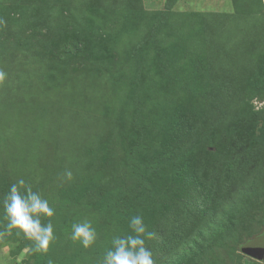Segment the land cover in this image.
<instances>
[{
	"label": "rangeland",
	"instance_id": "obj_1",
	"mask_svg": "<svg viewBox=\"0 0 264 264\" xmlns=\"http://www.w3.org/2000/svg\"><path fill=\"white\" fill-rule=\"evenodd\" d=\"M188 14L202 20L188 26ZM41 16L52 20L34 27ZM0 20V231L3 198L24 179L55 209L58 237L49 256L33 255L14 230L0 264H102L133 216L154 232L174 226L180 206L176 264H264L242 254L250 243L239 250L264 229V145L236 214L221 222L201 201L232 158L231 114L264 110V90L249 92L264 65V0H0ZM210 59L215 70L204 69ZM216 88L232 97L227 122L207 96ZM65 169L74 180L61 185ZM85 220L98 234L91 249L71 240Z\"/></svg>",
	"mask_w": 264,
	"mask_h": 264
},
{
	"label": "trees",
	"instance_id": "obj_2",
	"mask_svg": "<svg viewBox=\"0 0 264 264\" xmlns=\"http://www.w3.org/2000/svg\"><path fill=\"white\" fill-rule=\"evenodd\" d=\"M177 16L179 18L181 17V15ZM197 16L201 15L188 14L182 16V21L183 23H187L188 26L194 27V20H202V17L198 19ZM41 17L43 18L39 19L37 23H34V27L38 26L41 22L46 21L47 19L52 20L50 16ZM159 22L160 20L158 23ZM152 29L154 30V27H152ZM67 46L68 49L71 47V50L67 51L70 52L83 47V43L80 40H77L72 42L71 45L70 43H67L65 47ZM205 64V70H215L214 62L211 59ZM221 82L223 84L225 79ZM226 85L227 84L224 83L223 88L226 87ZM250 86L251 88L249 92L254 91L256 96L259 97L257 93L261 90H264V65L261 73L256 77V80H253L250 83ZM216 90L218 92H215ZM216 90L212 91L208 89L209 93L207 96H210L211 98H215L217 96L218 99L215 101L213 107H215L214 109L218 110L221 121L227 122V109L229 110L228 104L230 98L232 97L229 96V94H227L226 97L221 96V91H219L220 88L219 90L216 88ZM232 91L237 96H241L240 91L243 90L240 89L236 92V90L233 88ZM262 112H264V110L250 111L246 113L245 110L236 108L230 116L232 118L229 119L230 138L227 146L229 150L225 152V155L229 154L228 156H231L232 158L223 167H217L214 170L217 172L209 178L210 188L208 190L205 188L201 198L202 202H206L210 205L213 215L220 214V218L222 220L221 222H223L224 219L230 217L232 214H236V212H238V206L243 200V196L240 197V191L246 190L248 188V185H246L248 178L255 173L258 162L263 159L259 154L261 152L258 146L264 145V118L261 119ZM222 154L224 155V153ZM258 159L260 160L258 161ZM128 207L129 206L126 204H119L118 212L120 214H126ZM180 207L179 210L177 208L175 209V212H178V217L175 218L176 220L174 226H159L154 231L156 234L155 237L157 243L152 248H150V250L152 251L153 255L155 254L154 259L156 260L157 264H176V262L180 260L179 257H175L173 254L176 253L177 249L183 242L184 229L187 223L185 220H188L185 206ZM262 241H264V229L245 240L239 247V250L242 252V247L244 244L250 243V245L254 246L261 243ZM242 254L247 256L243 252ZM244 264L252 263L248 260H245Z\"/></svg>",
	"mask_w": 264,
	"mask_h": 264
},
{
	"label": "clouds",
	"instance_id": "obj_3",
	"mask_svg": "<svg viewBox=\"0 0 264 264\" xmlns=\"http://www.w3.org/2000/svg\"><path fill=\"white\" fill-rule=\"evenodd\" d=\"M7 28V22L0 20V31ZM7 73L0 70V90L5 87ZM61 185L74 180L70 169L58 175ZM4 219L7 221L4 231H0V243L13 231L32 242L30 251L33 255L49 256L51 246L58 240L51 222L55 209L43 198L42 194L33 191L30 183L19 179L10 186L9 193L3 198ZM44 219L48 220L45 224ZM132 234L121 237L114 236L111 248L106 251L102 264H157L153 253L146 246L147 241L155 239L142 216H133L129 221ZM98 234L91 221L76 222L72 225L71 240L79 243L84 249H91L97 242ZM48 264H54L52 259Z\"/></svg>",
	"mask_w": 264,
	"mask_h": 264
},
{
	"label": "water",
	"instance_id": "obj_4",
	"mask_svg": "<svg viewBox=\"0 0 264 264\" xmlns=\"http://www.w3.org/2000/svg\"><path fill=\"white\" fill-rule=\"evenodd\" d=\"M244 253L252 259L262 260L264 258V241L252 246L249 250Z\"/></svg>",
	"mask_w": 264,
	"mask_h": 264
}]
</instances>
